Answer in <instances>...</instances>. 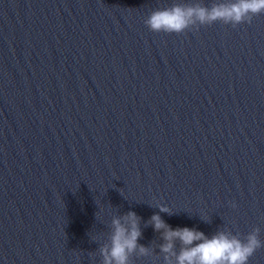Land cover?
<instances>
[{
    "label": "water",
    "instance_id": "95a60500",
    "mask_svg": "<svg viewBox=\"0 0 264 264\" xmlns=\"http://www.w3.org/2000/svg\"><path fill=\"white\" fill-rule=\"evenodd\" d=\"M214 2L0 0V264H100L128 211L153 250L132 264H163L157 205L209 237L259 228L264 264V14L144 23Z\"/></svg>",
    "mask_w": 264,
    "mask_h": 264
},
{
    "label": "clouds",
    "instance_id": "9594fccd",
    "mask_svg": "<svg viewBox=\"0 0 264 264\" xmlns=\"http://www.w3.org/2000/svg\"><path fill=\"white\" fill-rule=\"evenodd\" d=\"M259 14H264V0H220L210 6L177 3L151 11L144 23L153 32L180 34L216 22L236 27L250 23ZM157 208L159 212L151 215L145 226L150 225L159 234L158 253L163 264H247L262 246L259 228H253L243 239L239 234L219 229L209 237L194 227L173 228L159 215H172L169 208ZM140 222L141 217L133 211L112 217L107 238L97 249L100 264H132L133 256L152 254L149 246L137 242L142 236Z\"/></svg>",
    "mask_w": 264,
    "mask_h": 264
}]
</instances>
